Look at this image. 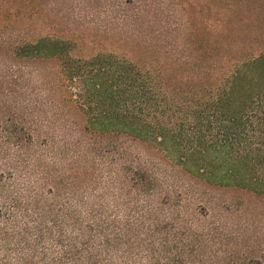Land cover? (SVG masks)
Listing matches in <instances>:
<instances>
[{"label":"trees","instance_id":"trees-1","mask_svg":"<svg viewBox=\"0 0 264 264\" xmlns=\"http://www.w3.org/2000/svg\"><path fill=\"white\" fill-rule=\"evenodd\" d=\"M135 3L29 10L37 32L13 52L39 72L36 106L0 78V264H264L256 209L194 207L189 193L264 198V0L185 15L182 46L160 23L147 59Z\"/></svg>","mask_w":264,"mask_h":264},{"label":"rangeland","instance_id":"rangeland-1","mask_svg":"<svg viewBox=\"0 0 264 264\" xmlns=\"http://www.w3.org/2000/svg\"><path fill=\"white\" fill-rule=\"evenodd\" d=\"M25 1L0 0V78L4 79L5 86L19 83V88H22L21 95L26 93V98H21V101H24V105L30 102L32 108H34L37 99L39 72L31 69L32 74L27 70H23V74L20 73L18 70L21 69L16 67L17 65L20 66L21 62L14 58L13 52L25 40L27 33L35 34L37 29L35 24L30 26L31 22L29 19V10L31 8H34V11L37 10V0H31V3H25ZM117 1L113 0L114 4H117ZM29 4H32L30 5L31 7H28ZM141 6L143 8L144 6L147 7L149 12L145 13L147 15L146 19H144L145 21L139 20V28L138 25L137 27L134 25L132 28L136 29V31L133 30V33L140 40L138 44L133 43L137 59L150 57V54L146 52L148 49H145L143 42L148 38L146 36L154 30L153 27L161 26L160 23L164 22L175 34L173 39L168 41L173 46H182V17L190 15L199 18H211L213 12V0H136V3L128 7L127 11L130 14H136L140 11ZM182 9H187V12ZM99 18V14L92 12L87 19L92 22L91 27L96 28L98 31L101 30ZM154 33L156 32L154 31ZM115 35L119 36V34ZM99 38L103 39L102 34H99ZM11 100L13 101L14 99L10 97ZM33 118H35V113L32 115ZM178 191L182 192V190ZM189 193L192 195L190 204L194 207L199 206L203 202L209 207L232 204L231 207L233 206L232 208L236 210L240 209L250 212L256 209L259 213V227L261 229L264 228V198L262 197L261 199H254L248 195L250 193L246 190H192ZM248 218L249 215H247L246 219Z\"/></svg>","mask_w":264,"mask_h":264}]
</instances>
